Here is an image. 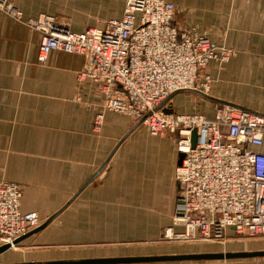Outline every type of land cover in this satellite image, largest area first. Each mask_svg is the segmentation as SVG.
<instances>
[{
  "label": "crops",
  "instance_id": "crops-1",
  "mask_svg": "<svg viewBox=\"0 0 264 264\" xmlns=\"http://www.w3.org/2000/svg\"><path fill=\"white\" fill-rule=\"evenodd\" d=\"M12 1L25 20L51 16L75 32L120 18L124 10V0ZM172 1L178 25H197L214 44L236 50L222 67L209 64V96L264 114V0ZM41 37L0 11V180L21 186L23 212L45 221L64 209L25 238L14 258L11 250L0 253V264L264 252L261 239L230 238L204 250L161 241L178 200L176 136L151 135L113 111H105L94 131L104 98L95 82L77 78L84 57L54 50L41 65ZM187 94L176 92L167 104L177 113L215 116L217 101L194 92L206 101L197 108ZM91 264H264V255Z\"/></svg>",
  "mask_w": 264,
  "mask_h": 264
},
{
  "label": "built area",
  "instance_id": "built-area-1",
  "mask_svg": "<svg viewBox=\"0 0 264 264\" xmlns=\"http://www.w3.org/2000/svg\"><path fill=\"white\" fill-rule=\"evenodd\" d=\"M176 9L171 0H124L120 18L75 32L51 16L25 20L12 0H0L1 12L41 33L40 64L54 50L84 57L77 78L95 82L104 98L94 131H100L105 111H113L140 122L151 135H176L184 158L175 170L178 200L165 238L224 240L229 229L264 236V114L219 103L209 118L177 113L167 104L183 90L208 95L209 64L223 65L234 55L197 27L178 25ZM21 197L18 183L0 180L1 243H12L40 224L37 212L21 210Z\"/></svg>",
  "mask_w": 264,
  "mask_h": 264
},
{
  "label": "water",
  "instance_id": "water-1",
  "mask_svg": "<svg viewBox=\"0 0 264 264\" xmlns=\"http://www.w3.org/2000/svg\"><path fill=\"white\" fill-rule=\"evenodd\" d=\"M198 93L206 98L217 101L218 103H227L220 101L216 98H212L209 95L203 94L199 91H193ZM176 93H173L166 101H169ZM140 122L136 123V126L139 125ZM196 143V131H192V145L195 146ZM184 158V154L180 153L179 164H181ZM64 208H61L58 212L50 216L43 224L30 231L26 235L17 239L15 243H19L25 238L37 234L41 230H43ZM10 247L9 244H5L0 246V253L8 250ZM264 255V252H253V253H235V254H189V255H179V256H160V257H140V258H117V259H100V260H85V261H74V262H60V263H45V264H91V263H110V262H149V261H167V260H188V259H218V258H231V257H249V256H261Z\"/></svg>",
  "mask_w": 264,
  "mask_h": 264
},
{
  "label": "rangeland",
  "instance_id": "rangeland-1",
  "mask_svg": "<svg viewBox=\"0 0 264 264\" xmlns=\"http://www.w3.org/2000/svg\"><path fill=\"white\" fill-rule=\"evenodd\" d=\"M172 1V0H171ZM174 2V1H173ZM175 3V2H174ZM176 4V3H175ZM176 7H177V15L179 14L178 13V6H177V4H176ZM6 15V14H5ZM9 17V16H8ZM9 18H11V17H9ZM12 19V18H11ZM55 19V18H54ZM14 20V19H13ZM56 20V19H55ZM15 21V20H14ZM57 21V20H56ZM17 22V21H16ZM58 22V21H57ZM19 23V22H18ZM60 23V22H59ZM21 24V23H20ZM60 24H64V23H60ZM65 25V24H64ZM26 26V25H25ZM67 26V25H66ZM68 27V26H67ZM197 27V29L200 31V32H206V30H201L197 25H194V26H190L189 28H196ZM30 28V27H29ZM185 28V27H184ZM189 28H187V29H189ZM36 31V30H35ZM38 32V31H37ZM206 34L208 35V33L206 32ZM209 36V35H208ZM213 42V41H212ZM223 45V44H222ZM222 45H218V46H222ZM227 46V45H226ZM228 48H231L232 50H233V52H234V55L231 57V59L236 55V50L233 48V47H230V46H227ZM230 59V60H231ZM37 61H38V56H37ZM228 63V62H227ZM40 64V63H39ZM218 64V63H217ZM226 64V63H225ZM225 64H223V65H225ZM42 65V64H41ZM220 67H222L223 65H221V64H218ZM183 91H185V92H187L188 94L187 95H189L190 97H191V95H193V96H195V97H193L194 98V100H195V106L197 107V108H201V107H199L200 105H201V103L202 104H204V102H206L204 99H203V97H201V96H198V95H195L194 94V92H192V91H190V90H183ZM190 93V94H189ZM210 93V92H209ZM209 95V94H208ZM171 101V100H170ZM206 104V103H205ZM136 123V122H135ZM139 125H141V126H143L144 128H147L146 126H144V125H142V124H139ZM170 134V133H169ZM171 135H174V136H176L175 134H171ZM7 181V180H6ZM23 194V193H22ZM38 216H39V214H38ZM39 219H40V224L38 225V226H40L41 224H43L45 221H43V219L41 218V216H39ZM38 226H36L35 228H37ZM35 228H33L32 230H34ZM168 228V227H167ZM32 230H30V231H32ZM165 230H166V228H165ZM165 230L163 231V233H162V236H161V238H160V240L161 241H163V242H167V243H169V244H171V245H177V246H183V247H188V246H192V247H195V248H199V249H201V250H204V247L203 246H205V245H208V244H210V245H213V247L214 246H216V247H218V246H226L230 241V238H235V239H245V240H254V239H256V240H264V236H255V237H249V236H244V235H237L236 233L235 234H233V235H227V238H225L224 240H212V241H172V240H169V239H167V238H165V236H164V233H165ZM175 230H177V231H180L179 229H176V227H175ZM30 231H28L27 233H29ZM27 233H25L24 235H26ZM24 235H22V236H24ZM22 236H20V237H18L17 239H19V238H21ZM17 239H15V240H13V242L12 243H9V242H5V243H1L0 242V246H2V245H5V244H9L10 245V247H9V249L8 250H11L10 252H11V258H14L15 257V253L16 252H21L22 250L20 249L21 248V243L23 242V240L22 241H20L19 243H15V241L17 240ZM225 244V245H224ZM194 245V246H193ZM206 247H211V246H206ZM0 259H2V257H0Z\"/></svg>",
  "mask_w": 264,
  "mask_h": 264
}]
</instances>
